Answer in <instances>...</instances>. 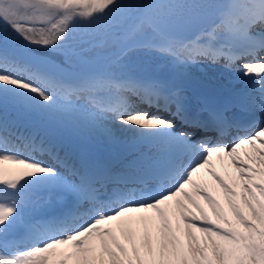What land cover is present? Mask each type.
I'll return each instance as SVG.
<instances>
[{
	"label": "snow or ice",
	"instance_id": "6c2138e0",
	"mask_svg": "<svg viewBox=\"0 0 264 264\" xmlns=\"http://www.w3.org/2000/svg\"><path fill=\"white\" fill-rule=\"evenodd\" d=\"M151 57L242 87L193 112ZM0 264H264V0H0Z\"/></svg>",
	"mask_w": 264,
	"mask_h": 264
},
{
	"label": "bare ground",
	"instance_id": "6f19581e",
	"mask_svg": "<svg viewBox=\"0 0 264 264\" xmlns=\"http://www.w3.org/2000/svg\"><path fill=\"white\" fill-rule=\"evenodd\" d=\"M195 66L196 65H191L190 67L194 68ZM205 72L207 74H209L210 76L215 78V80H213V81L208 78L209 81H211V82L216 81V83H219L221 87H233V86L242 87V85H240L238 82H236L234 80V73L229 69H222V70L218 69L215 71H211L210 69H206ZM122 136H121L122 138H120V139L128 137L126 135H122ZM197 235H199V234L197 233Z\"/></svg>",
	"mask_w": 264,
	"mask_h": 264
},
{
	"label": "rangeland",
	"instance_id": "374dc122",
	"mask_svg": "<svg viewBox=\"0 0 264 264\" xmlns=\"http://www.w3.org/2000/svg\"><path fill=\"white\" fill-rule=\"evenodd\" d=\"M87 54H89V53H87ZM95 55V53H93L92 54V56H94ZM152 58H158V57H152ZM161 59V58H160ZM144 63L143 62H140V67L143 65ZM142 69H144V68H140V70H142ZM116 136L117 137H121L122 136V134H120L119 132H117L116 133ZM123 137V136H122ZM129 137V136H128ZM129 138H131V137H129Z\"/></svg>",
	"mask_w": 264,
	"mask_h": 264
}]
</instances>
